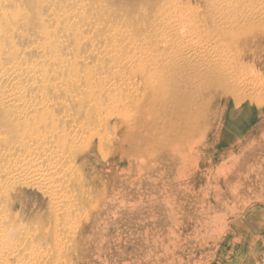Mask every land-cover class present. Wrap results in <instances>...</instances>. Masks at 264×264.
Listing matches in <instances>:
<instances>
[{
  "label": "bare ground",
  "instance_id": "obj_1",
  "mask_svg": "<svg viewBox=\"0 0 264 264\" xmlns=\"http://www.w3.org/2000/svg\"><path fill=\"white\" fill-rule=\"evenodd\" d=\"M261 31L264 0H0V204L17 200L0 208V264H67L83 253L77 231L67 242L37 214L24 216L21 197L33 192L14 191L17 180L39 178L47 196L34 194L33 204L57 219L68 168L103 188L143 159L184 163L216 103L234 86L264 81L261 71L240 78L228 51ZM93 130L113 159L78 148ZM55 146L67 152L55 157ZM48 160L60 178L44 173Z\"/></svg>",
  "mask_w": 264,
  "mask_h": 264
},
{
  "label": "rangeland",
  "instance_id": "obj_2",
  "mask_svg": "<svg viewBox=\"0 0 264 264\" xmlns=\"http://www.w3.org/2000/svg\"><path fill=\"white\" fill-rule=\"evenodd\" d=\"M247 36L240 39V48L232 44L228 51L242 66L238 75L256 76L261 71L263 78L264 31ZM224 37L229 43L230 37ZM245 87L237 92L234 86L216 103L217 118L202 142L186 152L184 163L178 159L169 167L148 158L143 159L141 169L132 168V173L125 165L121 174L117 171L119 181L109 182L105 190L96 184L95 175L82 180V174L68 168L69 187L57 184L58 200L63 204V214L57 219L46 213L48 209L33 204L34 194L47 196L39 178L17 180L14 191L33 192L31 197L30 192L25 195L30 202L21 197L29 204L24 216L37 214L48 234L57 231L67 242L74 240L77 231V243L85 241L83 253L68 257L71 263L67 264H264V81L253 80ZM87 136L89 144L86 138L79 149L94 147L101 161L116 156L111 147L98 145L96 130ZM59 149L55 146V157L67 152ZM48 162L41 167L51 165ZM54 169L48 167L44 173L60 178L61 171ZM107 175L97 176L105 179ZM16 201L6 198L0 208Z\"/></svg>",
  "mask_w": 264,
  "mask_h": 264
}]
</instances>
